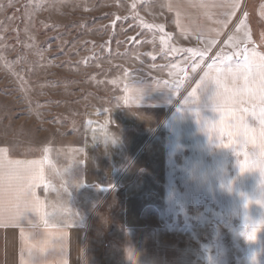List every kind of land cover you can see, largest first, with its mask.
Instances as JSON below:
<instances>
[{"label":"rangeland","instance_id":"374dc122","mask_svg":"<svg viewBox=\"0 0 264 264\" xmlns=\"http://www.w3.org/2000/svg\"><path fill=\"white\" fill-rule=\"evenodd\" d=\"M201 43L165 0H0V144L78 165L89 135L121 165L78 190L93 264H264L263 104L243 51Z\"/></svg>","mask_w":264,"mask_h":264},{"label":"crops","instance_id":"0c3cea01","mask_svg":"<svg viewBox=\"0 0 264 264\" xmlns=\"http://www.w3.org/2000/svg\"><path fill=\"white\" fill-rule=\"evenodd\" d=\"M165 4L178 31L202 41L201 48L194 51H243L242 66L249 80L247 88L243 77V87L264 110V70L259 67L264 50L254 45L250 12L252 9L264 24V0H165ZM249 131L244 124L238 130L243 146L254 139L246 138ZM249 134L264 137V129ZM87 139L90 148L78 165L12 156L8 146L0 144V264H93L90 240L100 226L105 230L106 223L96 219L100 206L90 211L84 206L85 195L78 190L91 181L111 184L96 168H122L107 163L100 145L91 143L89 135ZM96 161L102 164L96 165ZM263 166L257 163V167Z\"/></svg>","mask_w":264,"mask_h":264},{"label":"trees","instance_id":"16d2710c","mask_svg":"<svg viewBox=\"0 0 264 264\" xmlns=\"http://www.w3.org/2000/svg\"><path fill=\"white\" fill-rule=\"evenodd\" d=\"M251 18H252V20L254 21L253 22V26H254V28L255 29H259V27H260V24H259V22H260V19L257 17V15L254 13V11L251 9ZM262 50H264L263 48H261Z\"/></svg>","mask_w":264,"mask_h":264},{"label":"snow or ice","instance_id":"6c2138e0","mask_svg":"<svg viewBox=\"0 0 264 264\" xmlns=\"http://www.w3.org/2000/svg\"><path fill=\"white\" fill-rule=\"evenodd\" d=\"M262 61H264V58H262ZM247 62V61H246ZM259 67L262 69V70H264V62H262L260 65H259ZM262 112H264V110H262Z\"/></svg>","mask_w":264,"mask_h":264}]
</instances>
